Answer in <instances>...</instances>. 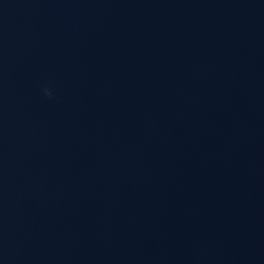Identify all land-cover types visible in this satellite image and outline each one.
Listing matches in <instances>:
<instances>
[{"label": "water", "instance_id": "water-1", "mask_svg": "<svg viewBox=\"0 0 264 264\" xmlns=\"http://www.w3.org/2000/svg\"><path fill=\"white\" fill-rule=\"evenodd\" d=\"M0 264H264V0H0Z\"/></svg>", "mask_w": 264, "mask_h": 264}, {"label": "clouds", "instance_id": "clouds-1", "mask_svg": "<svg viewBox=\"0 0 264 264\" xmlns=\"http://www.w3.org/2000/svg\"><path fill=\"white\" fill-rule=\"evenodd\" d=\"M42 91H43V94H44L46 97L51 98V96H52V91H51L50 88H48V87H44V88L42 89Z\"/></svg>", "mask_w": 264, "mask_h": 264}]
</instances>
